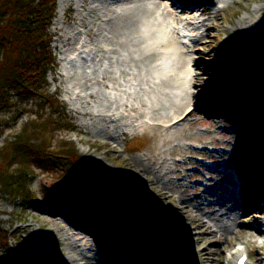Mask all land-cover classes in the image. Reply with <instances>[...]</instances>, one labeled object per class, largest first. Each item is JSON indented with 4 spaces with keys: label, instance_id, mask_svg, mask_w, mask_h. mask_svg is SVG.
I'll use <instances>...</instances> for the list:
<instances>
[{
    "label": "rangeland",
    "instance_id": "1",
    "mask_svg": "<svg viewBox=\"0 0 264 264\" xmlns=\"http://www.w3.org/2000/svg\"><path fill=\"white\" fill-rule=\"evenodd\" d=\"M140 1L147 12L137 5ZM167 7L183 16L182 23L171 22L163 10ZM151 11L157 20L150 19ZM247 11L257 23L241 32L234 29ZM142 19L166 20L171 38L178 41L177 55L188 63L179 73L182 86L173 80L153 82L152 67L165 55L151 56L150 37L136 32ZM250 29L258 33L247 43H261V57L235 48L241 33ZM47 31L55 66L46 74V90L63 109L27 99L18 102L16 122V107L3 110L0 150L39 114L54 111L53 119H61L53 139L57 156L31 157L36 163L20 185L31 199L0 186V229L7 234L0 264H73L62 228L79 236L77 246L84 248L86 241L94 257L101 258L100 243L112 246L110 236L130 241L131 253L139 256L132 264L161 259L167 264H233L227 258L242 244L246 264H264V145L253 149L257 141L264 143L263 137H253L264 126V0H56ZM157 51L165 49L158 46ZM176 59L166 62L177 67ZM217 88L224 99L212 97ZM181 105L187 123H162L165 116L180 113ZM189 110L196 115L191 117ZM64 141L72 142L75 153L58 150ZM241 154L259 163V174ZM242 162L250 171L240 172ZM231 164L238 168V179L229 172ZM95 175L107 186L102 195L84 179ZM119 178L131 185L133 198L126 197ZM256 201L259 211L249 213ZM180 202L190 207L188 213ZM76 203H82V212V206L101 211L92 218L96 234L58 215L48 219L54 209L77 218ZM232 206L233 217L227 214ZM199 208L204 226L195 213ZM149 224L156 227L154 243L136 240V229ZM258 227L261 233L254 237L251 229Z\"/></svg>",
    "mask_w": 264,
    "mask_h": 264
},
{
    "label": "trees",
    "instance_id": "2",
    "mask_svg": "<svg viewBox=\"0 0 264 264\" xmlns=\"http://www.w3.org/2000/svg\"><path fill=\"white\" fill-rule=\"evenodd\" d=\"M55 3L56 0H0V117L3 110L16 107L13 114L16 122V115L21 110L18 102L27 99L37 100V105L42 102L45 108L63 109L55 96L46 90V74L55 66L50 48L51 36L47 31L55 12ZM253 106L257 108L254 103ZM52 112L49 115L39 114L36 120L21 129L13 142L0 150V186L8 188L14 196L23 194L29 197L23 189L26 186L20 185L27 182L28 172L36 163L32 159L35 155L37 158L57 156L54 154L53 139L55 126L61 119H53L55 113ZM258 135V138H264V128ZM35 141L38 143L34 144ZM71 144V141H64L58 150L75 153ZM84 179L99 195L106 189L102 176ZM6 239V232L0 229V245H6Z\"/></svg>",
    "mask_w": 264,
    "mask_h": 264
},
{
    "label": "bare ground",
    "instance_id": "3",
    "mask_svg": "<svg viewBox=\"0 0 264 264\" xmlns=\"http://www.w3.org/2000/svg\"><path fill=\"white\" fill-rule=\"evenodd\" d=\"M139 3H141L140 9L143 10V8L145 7L143 11L147 12L144 1L138 2L137 5H139ZM163 10L168 15V17H170V19L172 20L171 22L182 23V19H183L182 17L183 16L175 15L169 7H167V9H163ZM184 14H188V13H184ZM150 16H151L150 19H153V21L157 20V17H155V15L153 14L152 11L150 12ZM150 19L149 20L148 19H142L141 20L142 28H137L136 32L141 31L142 34H146L150 37V44H149L148 51L150 52L151 56L154 57V56H158L161 54L165 55L164 56L165 60L164 61L162 60L160 62L161 64L154 65L152 67L151 78H152L153 82H156L157 84L163 85L167 82V80H173L174 86H177V85L182 86L184 83V79H183V77H180L179 73H184L186 71V69H188L187 68L188 63L185 64L186 60L184 59V58H186V56H184L183 54H180V56L184 59L182 61V59H180V57L177 55L178 50H175V47H176L175 45H176V42H178V41L171 38L169 31L167 30L166 24H164V22L166 23V20L163 19V22H157L154 24L153 22H150ZM257 21H258V19L253 16L252 12L247 11V15L240 17L238 19V21L233 23V28L241 32V31H244L246 29V27H249V28L254 27V24L257 23ZM191 22H192V24H194L193 21H191ZM255 26H257V25H255ZM257 31H258L257 29L256 30L250 29V31L246 35L244 33H241V35H240L241 41L235 45V48L237 50H241V51L246 52V53H251V52L254 53L255 52V53H257V55H252V56L261 57L262 56L261 54L263 52L261 50L263 47L260 46L261 43L253 42V41L247 43V41H249L251 38L257 37V33H258ZM158 46L164 47L165 51H163V52L157 51ZM161 56H163V55H161ZM171 56L174 58V60L177 57L179 58L180 62H179V65H177V67H174V66L172 67V66L167 64L166 61ZM176 60H178V59H176ZM166 85H167V83H166ZM224 95H225L224 91L222 89L217 88L214 91V94L212 97H216L218 99H224V97H225ZM220 101H222V100H220ZM187 103H188V105L190 104L189 101H187ZM130 109L137 112V110L133 106H131ZM180 109H181L180 113L174 114L171 118L167 119V117L165 116V120H163L162 123H167L168 124L167 126H169V125L177 126V125H183V124L187 123L188 120L187 119L184 120L186 117H183V115L186 113V111L184 110L185 106L181 105ZM218 110L219 109H217V111ZM137 114H139L140 117L144 116V113H140V112L138 113L137 112ZM145 114H146V112H145ZM189 114H191V117L196 115L193 111H190ZM174 123H177V124H174ZM172 149H173V151H175L177 148L174 147ZM178 150H180V148H178ZM119 180L121 183V188L124 191L126 197L133 198L134 192L132 190L131 185L128 183V181L125 180L124 178H119ZM257 202L258 201H256L254 203V205H256L255 208L250 210L249 213L256 214L259 211L260 207H258L259 203H257ZM180 203L183 204L182 205L183 210L186 213H188V209L190 207L189 206H188L189 208L186 207L184 205L185 204L184 202H180ZM76 205L78 206V208H79L78 211L80 212V213L77 212V218L69 219L68 215L65 214L63 211H60L58 209H54V211L48 212V215H49L48 219L53 220L52 217L58 215V216L62 217L63 219L70 220L81 231L88 233V234H90V233L93 235L96 234L95 226L92 224V222H93L92 218L94 216H99V213H101V211L100 210L95 211V209H92L90 207L82 206V207L86 208V210L84 212H82V210H81L82 203H76ZM99 206H101V208H102V205H99ZM103 206H105V205H103ZM234 208L235 207L232 206L231 210H229V212L227 213L231 217L234 216ZM199 211H200V213L197 211L195 213H196L197 217H200L202 219V225L204 226L207 224V222L204 220V218L201 214L202 211L200 208H199ZM81 213H90V215L84 216ZM249 213H248V216L251 215ZM123 221H124V223H126L125 225H129V223H131L130 219H128V218H125ZM259 221H256V222L260 223ZM262 223H264V222H262ZM244 225H246L247 229L249 227H251L250 223H244ZM69 228H71V225ZM154 228L156 229V227H152V224L144 225V226L137 228L136 231L134 232V234L136 235V240L143 241V242L145 240L146 244L154 243V239H153L154 235L153 234H154V232H156V231H154ZM62 230L67 234L66 239L69 241V244L66 246V251H67V253H69L68 258L70 257L69 260L73 264H104V263L105 264H115V263L116 264H132L133 261H136V258L138 260L139 256L137 257V254L131 253V251L133 250V249L130 250V246H133L132 243L130 241L123 240V238H121L120 236H119L117 241L112 236L109 237V239H113L112 246L110 244H108L107 241L105 243H100L101 244V246H100L101 258H100L96 254H95V257L91 255L92 254L91 250L88 248L86 241H83L81 239L82 242L84 243V248H81V246H77L78 241H79V236L77 234L72 233L70 231V229L62 228ZM251 230H252L254 237H255V235H258L261 233V230L259 227L257 229L255 228V230H253V229H251ZM121 232L122 231L120 230L119 233H121ZM128 251L131 254H129ZM27 252H29V250ZM114 253L117 254L116 256H119V259H117V257L114 258V256H112ZM130 255H132V256L135 255L136 256L135 259H131V260L129 259L128 260ZM146 256H147V259L150 260L149 256L148 255H146ZM156 259H160V258L157 256ZM150 261H152V260H150ZM157 262H158L157 264H167L162 259L158 260ZM141 263H144V262L140 261L139 264H141ZM31 264H39V263H37L34 260Z\"/></svg>",
    "mask_w": 264,
    "mask_h": 264
}]
</instances>
